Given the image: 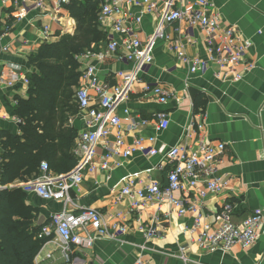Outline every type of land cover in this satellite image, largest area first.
<instances>
[{
    "label": "crops",
    "instance_id": "1",
    "mask_svg": "<svg viewBox=\"0 0 264 264\" xmlns=\"http://www.w3.org/2000/svg\"><path fill=\"white\" fill-rule=\"evenodd\" d=\"M46 1L48 9L53 10L55 0ZM193 3L194 0H178L176 6L191 8ZM214 3L221 15V25L235 27L252 42L246 62L240 69L248 61L253 62L255 67L241 80L219 79L215 76L218 66L214 63H210L206 72L192 73L189 65L177 58L172 45L178 39L188 56L207 60L209 53L204 42V32L196 29L190 40L184 33V21H176L165 27L171 40L155 41L154 62L145 68L127 103L137 120L152 119L159 111L169 114L170 126L167 130L157 131L151 122L148 127H139L136 133L127 136V142H131L133 135H156L159 154L153 157L135 154L129 159L116 157L109 171L88 172L79 189L71 191V196L79 207L98 209L110 225L115 222V210L125 213L131 202L125 197L115 205L112 192L115 187L123 185L132 176L146 181L156 179L166 184L167 170L171 166V162L165 157L168 149L181 144L192 151H201L199 142L203 136L207 142L224 143L219 176L222 181L227 182L225 191L220 194L210 193L204 198L205 212L213 215L230 199L237 204L234 211L236 222L242 221L256 209L264 210V0H214ZM164 8V3H161L160 11ZM18 9L15 5L4 8L0 0V76L6 70L28 76L35 69L29 64L30 55L44 42H54L60 38L59 35L44 39V24L51 23L52 32L55 33L60 31V26L55 22L53 24L40 10L33 8V0L28 2L25 12ZM61 12L66 15L64 20L71 17L70 22L76 30L77 22L68 10L63 7ZM17 16L23 17L17 21ZM158 20L157 15L145 16L140 37L144 40L149 38L154 33ZM108 41L106 33V39L98 50L105 49ZM130 68L131 65L119 61L117 55L98 65L101 81L111 84L117 83L112 78V73ZM145 83L161 84L171 92L169 101L166 104L160 103L151 93H145ZM27 88L21 80L14 87L0 84V131L20 133L17 117L12 109L18 96H28ZM123 108L124 106L120 109L121 116H124ZM75 115L70 117L69 123L79 133L86 126ZM198 121L204 123L203 130L198 128ZM193 122L196 124L191 126ZM113 138V135L110 136L111 140ZM104 153L103 145L100 144L93 159L95 164L102 161ZM160 163L166 165L164 170L158 169ZM16 182L18 181L14 183ZM198 193L195 189L183 195V198L200 199ZM27 197V203L36 209L34 226L43 227L48 224L51 214L63 207L60 202L46 201L34 194H27ZM194 218L195 214L192 212L179 216L170 204H163L160 208L147 207L122 221L128 225L126 233L121 237L122 243L100 238L91 248H75L70 262H66L55 239L45 237L48 240L37 254L35 264L42 260L44 264H136L138 258L153 264H264V220L258 239L252 247L243 249L240 245H234L229 251L222 253L205 250L196 240L191 239L188 229L193 226ZM211 219L208 218L209 221ZM139 220L143 225L156 227L158 236L147 239L138 229ZM37 237L43 239L39 235ZM49 254L51 257H48Z\"/></svg>",
    "mask_w": 264,
    "mask_h": 264
},
{
    "label": "built area",
    "instance_id": "2",
    "mask_svg": "<svg viewBox=\"0 0 264 264\" xmlns=\"http://www.w3.org/2000/svg\"><path fill=\"white\" fill-rule=\"evenodd\" d=\"M29 1L31 0H1V3L4 8L15 5L22 9L21 12H25ZM70 1L55 0L54 9L50 10L46 0H33V8L40 10L45 18L60 26V31L55 33L52 32L51 23L44 24L45 40L61 36L62 32L63 34L74 32V24L70 22L71 17L64 20L66 15L61 12L64 5ZM96 1L100 29L108 34L109 41L105 49H89L76 56L81 63V76L79 86L74 93V100L78 107L75 116L82 119L86 126L78 133L73 147L77 163L70 171L56 174L51 170L48 162L43 161L36 177L10 185L21 188L29 195L34 194L43 200L63 204L61 210L51 214L50 222L42 227L39 237H53L65 261L70 262L75 248H91L100 238L122 243L121 237L128 228V225L122 221L127 216L133 217L147 207L160 208L163 204H170L179 216L190 212L195 214L194 224L188 232L191 239L196 240L203 249L222 253L229 251L234 245L249 249L258 239L264 220V210L256 209L242 221L236 222L234 211L237 204L230 199L213 215L205 212L204 198L210 193L220 194L225 191L227 182L222 181L219 176V163L224 152V143L207 142L203 135L199 142L201 151H192L181 144L168 149L165 157L171 162V166L167 170L166 184L156 179L146 181L132 176L127 178L123 185L115 187L112 191L115 205L125 197H128L131 202L129 210L125 213L114 209L115 222L112 225L107 223L98 209L88 206L79 207L73 200L71 191L79 189L85 180V175L98 170L109 171L116 157L129 159L135 154L145 157L159 154L156 135H133L131 142H127V136L136 133L139 127H148L151 122L154 123L157 131L167 130L170 126L169 114L159 111L152 119L137 120L127 103L145 68L154 62L155 41L171 40L170 34L165 30L167 25L184 21L186 23L184 33L190 40L193 39L196 29L199 28L204 32V42L209 53L207 60L188 56L178 39L174 40L172 45L177 58L189 65L192 73L206 72L210 63H214L218 66L215 76L219 79L241 80L255 67L253 62L248 61L240 69L246 62L252 42L235 27L221 25V15L216 9L214 0H194L191 8L176 6L178 0ZM161 3L165 5L162 12L160 11ZM59 13L63 16L58 15ZM147 15H157L159 20L154 33L144 40L139 33ZM22 17L17 16V21H20ZM114 55L118 56L119 61L131 65V68L112 73L111 76L117 80V83L111 84L101 81L98 65ZM20 80L23 85L29 86L27 75L6 70L0 76V84L5 83L9 87H14ZM143 90L145 93H151L164 104L171 96V92L159 83H145ZM16 103L17 100L15 105ZM123 106L124 116H121L120 109ZM16 121L20 123L18 118ZM195 124L193 122L191 126ZM197 126L200 130L204 129L202 121H198ZM112 135L113 140L110 139ZM100 144L103 145L105 153L101 157L102 161L97 165L93 159L97 155ZM165 168L166 165L159 164L158 169ZM2 188L3 186L0 185V189ZM195 189L199 192L200 199L185 200L183 198V195ZM208 218H212L211 221ZM138 222V229L147 239L158 236L156 227L143 225L140 220ZM142 248L145 249L144 246ZM48 257L51 255L49 254ZM36 264L44 263L42 260L36 261ZM136 264L153 263L138 258Z\"/></svg>",
    "mask_w": 264,
    "mask_h": 264
},
{
    "label": "trees",
    "instance_id": "3",
    "mask_svg": "<svg viewBox=\"0 0 264 264\" xmlns=\"http://www.w3.org/2000/svg\"><path fill=\"white\" fill-rule=\"evenodd\" d=\"M64 7L77 22L75 33L44 42L30 55L35 69L28 75V96H18L12 109L20 133L0 131V264H35L48 240L37 237L42 226L33 225L37 214L27 194L10 185L36 177L43 161L56 174L77 163L72 150L78 132L69 123L78 111L73 88L79 86L81 63L76 56L98 50L106 33L96 0H71Z\"/></svg>",
    "mask_w": 264,
    "mask_h": 264
},
{
    "label": "rangeland",
    "instance_id": "4",
    "mask_svg": "<svg viewBox=\"0 0 264 264\" xmlns=\"http://www.w3.org/2000/svg\"><path fill=\"white\" fill-rule=\"evenodd\" d=\"M66 35H69V34H63V35H61V36H60V38H59V39H61V37H62V36L64 37V36H66ZM75 90H76V87H75V88H73V91H74V92H75ZM73 110H75V108H74V107H73Z\"/></svg>",
    "mask_w": 264,
    "mask_h": 264
},
{
    "label": "water",
    "instance_id": "5",
    "mask_svg": "<svg viewBox=\"0 0 264 264\" xmlns=\"http://www.w3.org/2000/svg\"><path fill=\"white\" fill-rule=\"evenodd\" d=\"M18 125H20V123H18Z\"/></svg>",
    "mask_w": 264,
    "mask_h": 264
}]
</instances>
